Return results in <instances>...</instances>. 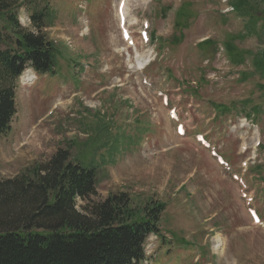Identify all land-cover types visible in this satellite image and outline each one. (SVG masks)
Returning a JSON list of instances; mask_svg holds the SVG:
<instances>
[{
	"label": "rangeland",
	"instance_id": "1",
	"mask_svg": "<svg viewBox=\"0 0 264 264\" xmlns=\"http://www.w3.org/2000/svg\"><path fill=\"white\" fill-rule=\"evenodd\" d=\"M25 1L18 0L20 23L38 32L35 4ZM120 1L37 3L49 7L42 31L60 50L59 68L45 76L29 69L18 80L17 115L0 136V179L28 172L59 148L81 158L98 147L96 194L79 199V210L119 193L136 209L166 206L141 264H264V75L254 67L264 52V0H249L259 17L254 34L250 18L227 13L224 0H127L133 45L121 35ZM185 4L189 24L177 29ZM145 23L148 43L140 36ZM208 39L216 46L202 51ZM231 39L246 53L240 64L224 50ZM217 105L230 112L220 115Z\"/></svg>",
	"mask_w": 264,
	"mask_h": 264
},
{
	"label": "trees",
	"instance_id": "2",
	"mask_svg": "<svg viewBox=\"0 0 264 264\" xmlns=\"http://www.w3.org/2000/svg\"><path fill=\"white\" fill-rule=\"evenodd\" d=\"M39 1L27 0L35 4L30 20L38 32H32L20 24V2L0 0V136L10 130L17 113L15 89L24 70L31 67L45 75L57 67L59 51L42 31L49 7L39 10ZM229 3L238 15L250 18L247 30L256 33L258 12L248 8L249 0ZM189 7L185 4L178 11L177 29L189 24ZM213 46L216 43L208 40L198 47L206 51ZM224 49L236 64L246 55L233 39ZM254 67L264 75V52L256 56ZM216 109L220 115L230 112L222 105ZM98 149L73 158L68 147L59 148L28 172L0 179V264H140L145 260L146 242L160 233L165 204L157 202L140 210L132 206L127 193H119L78 209L79 199L88 201L96 194L98 172L93 158Z\"/></svg>",
	"mask_w": 264,
	"mask_h": 264
},
{
	"label": "bare ground",
	"instance_id": "3",
	"mask_svg": "<svg viewBox=\"0 0 264 264\" xmlns=\"http://www.w3.org/2000/svg\"><path fill=\"white\" fill-rule=\"evenodd\" d=\"M125 9V12L127 13V11H126V8H124ZM150 60V59H149ZM145 61H143V60H138V67L140 68V69H143L144 67H145ZM26 80V79H25ZM29 80V79H28ZM218 243H220L221 244V247H223V245H224V243H223V241L222 240H218ZM216 247H217V244H216Z\"/></svg>",
	"mask_w": 264,
	"mask_h": 264
}]
</instances>
